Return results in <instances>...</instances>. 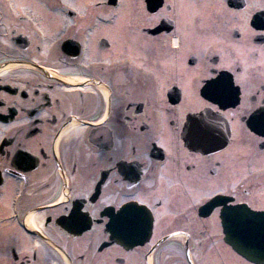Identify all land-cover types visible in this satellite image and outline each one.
<instances>
[{
  "label": "flooded vegetation",
  "instance_id": "af4514ba",
  "mask_svg": "<svg viewBox=\"0 0 264 264\" xmlns=\"http://www.w3.org/2000/svg\"><path fill=\"white\" fill-rule=\"evenodd\" d=\"M225 203L264 214V0H0V264H256Z\"/></svg>",
  "mask_w": 264,
  "mask_h": 264
},
{
  "label": "snow or ice",
  "instance_id": "6c2138e0",
  "mask_svg": "<svg viewBox=\"0 0 264 264\" xmlns=\"http://www.w3.org/2000/svg\"><path fill=\"white\" fill-rule=\"evenodd\" d=\"M162 14H166L164 10H162ZM206 87H207L206 94L210 96L211 98L216 99L217 98L216 91L218 87L217 81L209 80L207 82ZM207 107L211 109V108H215V105L208 104ZM213 135H214V128L212 126L211 121H208V122L197 121V122H194L188 128V138L194 143L202 139H205V138L210 139L213 137ZM202 191L213 194V195L216 194L214 189L212 188H207ZM221 191H227V189H221ZM136 199L139 200L138 197ZM224 199L225 201H227V197H224ZM142 203H147V202L143 201ZM126 209H130L136 213H140L144 211L143 209L138 208L136 204L127 205ZM222 212H223L224 222L226 223V220H227V224L230 227H236L238 226L241 220L250 218L256 215L255 213H252L248 208H245L243 206L232 207V206H228L227 203H225V205L223 206Z\"/></svg>",
  "mask_w": 264,
  "mask_h": 264
},
{
  "label": "water",
  "instance_id": "95a60500",
  "mask_svg": "<svg viewBox=\"0 0 264 264\" xmlns=\"http://www.w3.org/2000/svg\"><path fill=\"white\" fill-rule=\"evenodd\" d=\"M263 224L264 215L256 214L243 219V222L235 228H226L228 239L232 241L238 252L257 263L264 262Z\"/></svg>",
  "mask_w": 264,
  "mask_h": 264
},
{
  "label": "rangeland",
  "instance_id": "374dc122",
  "mask_svg": "<svg viewBox=\"0 0 264 264\" xmlns=\"http://www.w3.org/2000/svg\"><path fill=\"white\" fill-rule=\"evenodd\" d=\"M258 163H260L259 160H256V161H255V164L253 163V168H254V169H256V168L259 167V164H258ZM260 164H262V163H260ZM262 165H263V164H262ZM207 187H208V186H206L205 189H206ZM197 191H198V193H201V192H202V189H198ZM174 215H177V213H175ZM196 260H197V258H196ZM177 264H183V263H181V262L178 261Z\"/></svg>",
  "mask_w": 264,
  "mask_h": 264
},
{
  "label": "bare ground",
  "instance_id": "6f19581e",
  "mask_svg": "<svg viewBox=\"0 0 264 264\" xmlns=\"http://www.w3.org/2000/svg\"><path fill=\"white\" fill-rule=\"evenodd\" d=\"M5 70H7V66H5ZM251 212H254V211H251ZM259 214V213H258ZM260 215H263V214H260ZM264 225V224H263ZM227 240L230 242V244L235 248V246L233 245L232 241H230L228 238ZM236 249V248H235ZM237 250V249H236Z\"/></svg>",
  "mask_w": 264,
  "mask_h": 264
}]
</instances>
